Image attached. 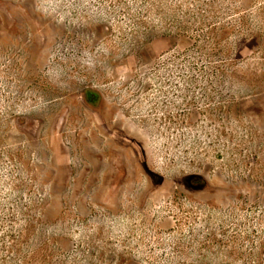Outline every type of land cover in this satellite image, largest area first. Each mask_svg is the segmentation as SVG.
Returning <instances> with one entry per match:
<instances>
[{
  "label": "rangeland",
  "instance_id": "rangeland-1",
  "mask_svg": "<svg viewBox=\"0 0 264 264\" xmlns=\"http://www.w3.org/2000/svg\"><path fill=\"white\" fill-rule=\"evenodd\" d=\"M0 264H264V0H0Z\"/></svg>",
  "mask_w": 264,
  "mask_h": 264
},
{
  "label": "trees",
  "instance_id": "trees-1",
  "mask_svg": "<svg viewBox=\"0 0 264 264\" xmlns=\"http://www.w3.org/2000/svg\"><path fill=\"white\" fill-rule=\"evenodd\" d=\"M92 96H93V95H92L91 92H87V93H86L87 101L90 102V103H92V102L94 101V99H92V98H93ZM97 96H98V94L96 93L94 98H96ZM198 182H200V181H198Z\"/></svg>",
  "mask_w": 264,
  "mask_h": 264
},
{
  "label": "flooded vegetation",
  "instance_id": "flooded-vegetation-1",
  "mask_svg": "<svg viewBox=\"0 0 264 264\" xmlns=\"http://www.w3.org/2000/svg\"><path fill=\"white\" fill-rule=\"evenodd\" d=\"M88 92H91L92 93V95H93L92 96L93 97L92 99H94L96 92L95 91H88Z\"/></svg>",
  "mask_w": 264,
  "mask_h": 264
}]
</instances>
